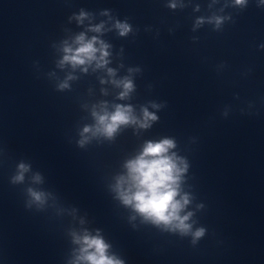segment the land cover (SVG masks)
<instances>
[{
	"label": "clouds",
	"instance_id": "obj_1",
	"mask_svg": "<svg viewBox=\"0 0 264 264\" xmlns=\"http://www.w3.org/2000/svg\"><path fill=\"white\" fill-rule=\"evenodd\" d=\"M237 4H244L245 0H236ZM175 7V5H171ZM83 15V13L81 14ZM223 18L217 17L216 24L219 26ZM199 22V21H198ZM116 28L119 29L121 36L127 35L131 31V26L128 23H116ZM93 31L99 32L100 27H96ZM76 43L78 48L73 50L71 47H65V56L61 63H70L74 67L97 60V66L102 67L107 63L104 58L108 56L106 51L107 45L100 42V48L94 47L97 43L95 37L85 41L83 34L77 37ZM100 52L99 58L96 53ZM109 73L112 70L109 69ZM125 91L121 93V98L127 95L128 91L132 90L131 81H123ZM61 89L67 87V84H61ZM154 107L162 105L154 104ZM131 108H126L117 105L113 113L105 112L103 115L93 113L96 117L99 127L97 131L102 132L105 136L112 138L121 125H129L137 123L135 117L131 115ZM157 117L153 113H149L144 109V121L140 123V127L148 128L151 126L149 121H156ZM91 129L84 128L87 133ZM81 140L80 144L83 145ZM176 144L173 139L165 138L159 142L147 141L142 152L126 164L128 170L127 177H121L117 182L118 198L125 206H131L135 212L140 214L145 220L151 221L153 224H163L166 228L171 226V230H179L182 235L190 232L191 226L185 223L189 215L181 217L179 215L181 209L188 203L187 196L177 199L179 195L181 174L187 171V163L175 153L169 155V150L175 148ZM29 165L20 163L18 165V174H16L12 183H20L24 181V173L29 170ZM36 181H40L39 174L35 176ZM127 182V189H123L122 185ZM28 195L32 201L38 205H43L45 202V194L41 191L27 189ZM193 235V243L205 235V229H197ZM76 242L82 245L80 255L77 261H85L87 264H124L115 256L107 254L109 245L104 239L97 236H89L85 234L83 237H76Z\"/></svg>",
	"mask_w": 264,
	"mask_h": 264
}]
</instances>
